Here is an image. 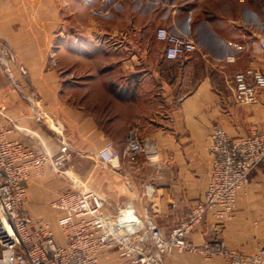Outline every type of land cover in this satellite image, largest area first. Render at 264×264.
<instances>
[{
	"label": "crops",
	"instance_id": "0c3cea01",
	"mask_svg": "<svg viewBox=\"0 0 264 264\" xmlns=\"http://www.w3.org/2000/svg\"><path fill=\"white\" fill-rule=\"evenodd\" d=\"M223 3L212 0L203 4L209 5L206 12L198 13L196 6L165 16L167 28L197 42L199 49L192 57L168 60L161 42L154 46L158 49L140 51L138 37L135 42L130 37V45L121 40L115 53L120 62L108 63L100 51L99 63L84 61L81 79L74 80L79 53L60 47L65 41L60 0H0V43L17 58L11 73L0 69V108L18 125L8 138L51 156L67 145L71 158L66 170L100 192L112 209L136 196L137 208H150L165 231L184 222L205 200L213 125H222L232 137L264 131V91L257 103L243 105L235 100L233 85L240 70L264 73V16L255 14L251 1H243L244 17ZM29 98L41 105L44 120L36 118ZM132 131L139 139L153 141L156 161L144 153L135 162L127 158ZM109 142L120 157L103 165L96 155ZM71 185L64 172L48 164L43 177L28 183L31 197L42 206L37 212L49 213L46 203ZM147 186L154 188L150 197ZM217 221L209 209L192 232V241L202 245L222 240L247 253L264 245V164L239 193L235 217L224 226ZM190 253L170 256L167 264H231L222 255Z\"/></svg>",
	"mask_w": 264,
	"mask_h": 264
},
{
	"label": "built area",
	"instance_id": "2783aa9c",
	"mask_svg": "<svg viewBox=\"0 0 264 264\" xmlns=\"http://www.w3.org/2000/svg\"><path fill=\"white\" fill-rule=\"evenodd\" d=\"M156 38L164 44L168 60L188 59L199 49L193 38L167 27H159ZM16 62L14 52L0 43V69L11 73L10 65ZM20 70L27 73L23 66ZM233 85L237 103L255 104L264 91V73L255 68L240 70ZM29 100L36 118L44 120L41 105ZM1 119L8 124L2 125ZM15 129H18L15 120L0 108V264H167L172 254L185 252L206 258L222 255L231 264H264V245L247 253L230 248L222 240L196 245L191 239L209 209L214 210L218 222L235 217L239 193L250 183L252 172L264 164V131L232 137L222 125H213L210 145L213 163L205 200L194 207L187 220L165 231L150 208L142 211L137 208L136 196L112 209L100 192L67 171L65 166L71 158L67 145H63L59 155L51 156L23 141L9 139ZM141 153L152 161L158 156L151 139H139L132 131L125 155L135 162ZM96 157L107 165L119 159L120 152L109 142ZM48 164L64 172L72 182L50 203L64 240L59 239L45 219L21 212L28 198L29 181L35 176L42 177ZM131 187L127 180L126 188ZM153 194L154 188L147 186L146 196ZM116 257L119 261L114 262Z\"/></svg>",
	"mask_w": 264,
	"mask_h": 264
},
{
	"label": "rangeland",
	"instance_id": "374dc122",
	"mask_svg": "<svg viewBox=\"0 0 264 264\" xmlns=\"http://www.w3.org/2000/svg\"><path fill=\"white\" fill-rule=\"evenodd\" d=\"M220 1L224 2V7L234 6L235 13L238 12L243 17L245 16L243 15L244 10L241 9L243 1H251L252 6L257 9L255 14L264 16V0ZM209 2L205 0H60L62 3L61 17L64 19L62 27L64 36L61 35L65 39L60 47L68 51L66 53H79V59L75 61L78 71L74 73L76 78L74 80L81 79L80 67L85 64L84 61H90L91 65L99 63L98 53L100 51L103 52L100 54L108 63H114L115 60L120 62V57L116 58L115 53L119 52L121 40L130 45V37H133L132 40L135 42L137 36L140 51L150 47L158 49L159 46L154 47L159 44L156 31L159 27L167 26L165 16L173 15L175 9L187 11L193 10L196 6H198L196 8L198 13L206 12L205 8L209 5L204 6L203 4ZM256 24L254 22L250 27L255 28ZM106 50L108 51L105 53ZM89 52L95 55H89ZM68 62L71 63L72 60L69 58ZM40 204L39 201L33 200L28 188V198L23 203L21 212L34 218L45 219L52 224L59 239L64 240L63 231L56 224V214L54 212L52 214L53 208L46 203V209L50 210L49 213L39 214L37 210L42 207ZM229 220L217 221V225L224 226ZM179 254L184 253H174L171 257H177ZM116 261H119L117 257L114 259V262Z\"/></svg>",
	"mask_w": 264,
	"mask_h": 264
}]
</instances>
